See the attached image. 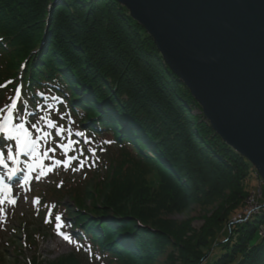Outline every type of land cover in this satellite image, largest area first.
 Returning <instances> with one entry per match:
<instances>
[{"label": "trees", "instance_id": "trees-1", "mask_svg": "<svg viewBox=\"0 0 264 264\" xmlns=\"http://www.w3.org/2000/svg\"><path fill=\"white\" fill-rule=\"evenodd\" d=\"M20 78L24 117L64 108L75 136L110 131L120 140L98 191H71V211L60 191L49 196L81 249L47 264H153L167 252L162 264H264V202L247 218L261 177L202 112L192 114L202 107L124 5L0 0V85ZM13 88H0V105ZM192 202L214 205L200 228L162 215ZM31 232L26 245L35 247Z\"/></svg>", "mask_w": 264, "mask_h": 264}, {"label": "water", "instance_id": "water-1", "mask_svg": "<svg viewBox=\"0 0 264 264\" xmlns=\"http://www.w3.org/2000/svg\"><path fill=\"white\" fill-rule=\"evenodd\" d=\"M264 182V0H117Z\"/></svg>", "mask_w": 264, "mask_h": 264}, {"label": "rangeland", "instance_id": "rangeland-1", "mask_svg": "<svg viewBox=\"0 0 264 264\" xmlns=\"http://www.w3.org/2000/svg\"><path fill=\"white\" fill-rule=\"evenodd\" d=\"M201 112L203 113V110L194 108L192 114L195 115ZM57 125L58 127H64L66 125L65 120L57 121ZM57 131L58 129L56 128L48 127L46 132L51 133V136L48 139L38 140L39 149H41L40 157H42V149L44 150L43 156L45 152L48 153L49 158L42 161L45 168L53 165L54 160H66L68 156V154L67 156L65 155L59 144L62 142L67 143L69 133L65 132L63 136H60ZM89 138L90 142L87 141L86 145L82 142L78 148L75 146L77 149L73 153L69 152V156L79 158L78 160H72L70 167H65L64 165L54 166L51 171H47V174L43 176H41L40 169V171H37L33 181L26 185L27 188L20 190V194L15 197L16 203L14 205L7 204L2 206V209H0V264H31L35 257L40 259L42 264H47L49 261L69 255L74 251L79 252L73 237L70 235L71 226L67 214L60 216L61 219L57 223L49 226L47 224L52 223L51 219L45 221L48 217L45 218L43 215H45L46 210L47 214H49L52 206H46L41 201L55 191H60L62 203L71 211L75 207L72 205L71 191L78 190L83 192L89 185H91V189L98 191L104 180L108 179L107 171L110 170L112 162H117L121 158L119 156L120 140L110 131L97 132L91 134ZM51 148H56V151H48ZM77 150L79 154L76 153ZM132 156L134 158L138 157L133 154ZM81 161L84 162V167H80ZM39 163L41 161L38 159ZM38 176L40 177L39 179L36 178ZM250 189L252 194L248 202L251 203L252 207L254 206L252 209H255V205L260 203L259 201L264 202L261 196V189L264 190L263 180L252 183ZM36 198H39V203L35 202ZM56 198L59 197L56 196ZM89 199V197H85L88 205L90 204ZM213 208L214 205L192 202L182 210L164 212L162 215L178 223L193 219L192 226L200 228L203 224L202 216L209 213ZM60 224H62V227L58 228ZM31 231L39 233L37 235V246L35 247L26 245L28 241L27 235L32 233ZM59 231L67 232L73 242L69 243L65 240L58 234ZM81 253L83 254V251ZM167 255L168 252L159 256L153 264L164 263L167 261Z\"/></svg>", "mask_w": 264, "mask_h": 264}, {"label": "snow or ice", "instance_id": "snow-or-ice-1", "mask_svg": "<svg viewBox=\"0 0 264 264\" xmlns=\"http://www.w3.org/2000/svg\"><path fill=\"white\" fill-rule=\"evenodd\" d=\"M11 108L15 109L16 104H12ZM42 119H45V118H42ZM45 123L50 128L58 129L57 134L60 136H63L65 134V132H68L69 135L71 134L70 129H65L64 127H58L57 123L51 119H45ZM2 127H3V131L8 133V135L6 138L0 137V141H2L3 139L11 140V139L15 138L17 140L18 148H19L20 152L27 153L29 155H33L34 159H39L41 161V163H39V164L30 165L29 166L30 172L32 170H34L35 167H40L41 176H43V175L47 174V171H51L54 166L64 165L65 167H70L72 160L78 159L77 157H74V156H67V154L73 150L75 145H77L79 143L78 141L68 139L67 143L62 142L59 144V147L64 150V153L67 156V159L66 160H54L53 165L47 166V168H45V166H43V164H42V161H43V159L49 158L48 153L45 152L44 156L40 157V155H39V141L37 139L32 138V132L29 131V129L25 126L24 123H19V124H15V125L12 124V112H11V110L9 111L6 123ZM32 127L41 133L40 139H48L51 136V133L44 131L43 129L39 128L37 125H32ZM76 135L83 136L84 133L83 132H77ZM48 151L55 152L56 148H51ZM8 159H11V160L18 162V157L14 156L12 154L11 148L8 149ZM0 164H4V152L3 151H0ZM5 167H7L6 164H5ZM80 167H84L83 161L80 162ZM14 173H15V170L10 171L9 176H12ZM36 178L39 179L40 177L38 176ZM24 183L25 184L28 183L27 178H25ZM0 185H2L3 188L6 189L8 192H11V188L8 185L3 184V177H0ZM35 202L39 203V198H36ZM0 203H3V201L0 200ZM10 203H12L14 205L16 203L15 199H12L10 201ZM56 219L60 220L61 218L59 216H57ZM59 227H62V224L58 225V228ZM59 235H61L69 243L73 242L70 235H68L64 232H59Z\"/></svg>", "mask_w": 264, "mask_h": 264}, {"label": "bare ground", "instance_id": "bare-ground-1", "mask_svg": "<svg viewBox=\"0 0 264 264\" xmlns=\"http://www.w3.org/2000/svg\"><path fill=\"white\" fill-rule=\"evenodd\" d=\"M208 120V119H207ZM261 191H262V189H261ZM251 207V208H250ZM254 207V206H253ZM252 206H251V204L249 203V206L247 207V210H254L255 212H258L259 210H260V204H257V205H255V209H252L253 208ZM251 212H249L248 213V215H247V218H248V216H249V214H250ZM235 221H238V222H241L242 221V219H237V220H235Z\"/></svg>", "mask_w": 264, "mask_h": 264}, {"label": "built area", "instance_id": "built-area-1", "mask_svg": "<svg viewBox=\"0 0 264 264\" xmlns=\"http://www.w3.org/2000/svg\"><path fill=\"white\" fill-rule=\"evenodd\" d=\"M250 203V202H249ZM251 204V203H250ZM249 212H252V210L250 209Z\"/></svg>", "mask_w": 264, "mask_h": 264}]
</instances>
